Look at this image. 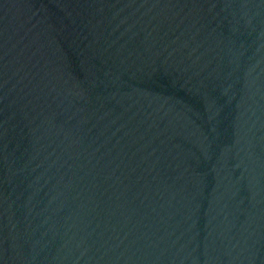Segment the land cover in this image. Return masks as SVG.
I'll return each instance as SVG.
<instances>
[{"label": "water", "instance_id": "1", "mask_svg": "<svg viewBox=\"0 0 264 264\" xmlns=\"http://www.w3.org/2000/svg\"><path fill=\"white\" fill-rule=\"evenodd\" d=\"M0 264H264V0H0Z\"/></svg>", "mask_w": 264, "mask_h": 264}]
</instances>
